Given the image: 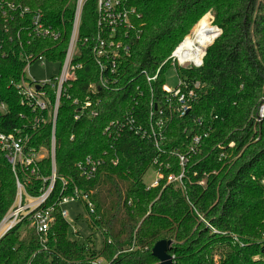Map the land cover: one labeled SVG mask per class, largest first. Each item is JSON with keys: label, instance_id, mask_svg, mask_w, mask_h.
I'll use <instances>...</instances> for the list:
<instances>
[{"label": "trees", "instance_id": "1", "mask_svg": "<svg viewBox=\"0 0 264 264\" xmlns=\"http://www.w3.org/2000/svg\"><path fill=\"white\" fill-rule=\"evenodd\" d=\"M123 1L135 9V28L122 38L129 53L121 58L119 89L89 88L99 83L94 46L100 29L96 0H88L75 58L81 67L61 97L56 121L57 179L49 203L75 189L87 193L94 208L81 203L86 214L77 219L101 234V248L91 236L70 239V222L57 208L44 240L33 227L22 234L27 219L1 237L0 264H89L94 257L156 264L151 251L162 239L173 241L174 264H264V118H258L264 105V0ZM75 7L76 0H0V101L6 104L0 130L19 129L34 148L49 146L50 114L22 104L13 83L21 79L26 56L62 63ZM37 11L60 33L57 40L31 34ZM206 13L214 15L220 34L206 48L202 66L176 67L186 81L200 82L182 115L177 97L162 89L161 73ZM160 67L148 83L143 72L154 75ZM127 115L133 123H113ZM159 119L164 123H154ZM88 156L102 160L91 177L78 168ZM180 156L187 158L184 165ZM152 168L164 178L148 187L144 176ZM50 173L45 156L35 172L19 168L18 177L30 182V195H38ZM181 173L182 184L167 183V176ZM16 192V176L0 152V221Z\"/></svg>", "mask_w": 264, "mask_h": 264}, {"label": "built area", "instance_id": "2", "mask_svg": "<svg viewBox=\"0 0 264 264\" xmlns=\"http://www.w3.org/2000/svg\"><path fill=\"white\" fill-rule=\"evenodd\" d=\"M88 0H76L75 14L72 24V30L66 48L62 63L59 65V71L51 79L45 82H38L35 80H29L26 78V67L32 64L36 60L46 59L44 56H26L25 67L23 68L21 79L18 82L13 83V86L21 95V103L29 106L33 111H45L50 114L52 123L50 143L47 148L39 147L34 148L28 146L27 136L22 137L19 129H13L9 132H3L0 130V152H2L12 170L16 176V197L12 207L3 216L0 221V238L3 237L8 231L13 229L16 225L20 224L25 219L29 220L30 226L33 227L35 232L44 240L47 237L51 224L55 219V211L59 208L61 217L67 219L69 213L65 205L73 201L80 203H87L88 207L93 210L94 204L91 202L87 193H83L78 189H75L73 193L63 195L58 200L49 203L51 194L55 188V182L57 179V164H56V121L58 116V110L60 106L61 97L67 93L68 87H70L75 80L76 72L81 67L78 62L75 61L78 53L77 41L79 35V28L81 24V16L84 6ZM98 22L97 25L100 29L97 35V41L94 46V57L99 68V83L98 85L90 84L89 88L96 89L97 86L107 89L113 88L119 89L122 64V55L128 54L129 45L125 44L122 38L129 35L135 26L132 22V16L135 9L128 7L123 0H96ZM10 7H15L14 4H10ZM29 11L28 8L23 9V12ZM105 31L108 34L102 35ZM34 36L50 37L57 40L60 33L51 27L46 26L42 21V15L39 11L35 12L32 16V33ZM188 36V35H187ZM186 36V37H187ZM184 40L176 47L171 53L169 58L165 61H169V66L176 70L177 66L181 67H200L203 64V57L199 64L192 61H181L179 55L176 54L177 49L185 41ZM206 50V49H205ZM47 60V59H46ZM49 61V60H48ZM177 72V71H176ZM161 73V67L158 68L154 75L148 74L147 71L143 72V76L146 77L148 83L155 81ZM162 74V73H161ZM178 83L175 88L163 84L162 89L167 95L177 97L178 110L183 115L190 106L191 102L196 97L195 89L200 87V82H188L183 79L177 72ZM51 89L54 94V101H51L50 95L47 89ZM74 102H77L76 100ZM90 105V101L86 102V106ZM151 107L154 110L158 109V105L151 102ZM6 109V104L0 101V111ZM96 114V113H94ZM153 113H151L152 117ZM78 117L77 115L75 116ZM258 118H264V105L260 108ZM133 116L127 115L125 122L115 121L119 125V128H123L126 124L133 123ZM154 123H164L161 119ZM109 128V127H108ZM139 129V128H138ZM139 131L137 130L136 133ZM152 135L156 134L152 131ZM144 136V134H143ZM157 143V139H155ZM200 141L199 136L193 138L194 143ZM234 142L230 143L233 146ZM195 150V148H192ZM49 157L51 173L48 177L42 179V185L40 187V193L38 195H30L27 192V185L30 182H24L18 177L19 168H30L31 172H35L38 163L45 157ZM224 156V153L221 154ZM187 158L180 156V163L184 165ZM102 160L94 159L91 156L86 157L82 162L78 163V168L82 173L91 177L95 174L98 167L101 165ZM114 164L116 161L113 162ZM164 178V174L157 170V176L151 186H157ZM183 174L178 176L173 174L167 176V183L180 182L182 184ZM204 184V181L200 182ZM66 182L64 181V188ZM150 187V186H148ZM71 224V223H70ZM70 229V227H69ZM74 229V232L78 231ZM264 236V234H263ZM89 264H109V262L103 257H94L89 259Z\"/></svg>", "mask_w": 264, "mask_h": 264}, {"label": "rangeland", "instance_id": "3", "mask_svg": "<svg viewBox=\"0 0 264 264\" xmlns=\"http://www.w3.org/2000/svg\"><path fill=\"white\" fill-rule=\"evenodd\" d=\"M202 26H206L207 28H210V29H217L218 34L216 33L217 35L215 34L216 35L215 37H217L220 34V29L214 24V15L212 13H206L202 17L201 22L196 29H199ZM194 27L192 28V30L194 29ZM192 30H191V32H192ZM191 37H192V35L190 36V38ZM213 41H214V39H213ZM26 68H27L26 73H25L26 78L29 80L38 81L40 83L48 81L54 75H56L59 71V65L57 63L48 61L46 59L36 60L32 64L28 65ZM162 75H163V78L165 79V83L168 86H170L172 88H175L177 86L178 77H177V72L175 69H173L172 67H170L168 65L163 70ZM156 176H157V171L154 168L150 169L146 173V175L144 176V182L146 183V185L151 186L153 184V182L155 181ZM64 208H66L68 210L69 215H68L67 219L71 223L70 229H69V238L82 241L83 239H85V237L91 236L93 238L94 245L100 249L101 245H102L101 234L98 231H93L89 227H87L84 220H82V219L78 220L77 219L79 215H85L86 214L85 210L83 208V205L80 202L73 201V202L69 203L68 205H65ZM29 228H31V226H29L28 228L24 227L22 229V234H25V232ZM73 228H75L78 231V233H75Z\"/></svg>", "mask_w": 264, "mask_h": 264}, {"label": "bare ground", "instance_id": "4", "mask_svg": "<svg viewBox=\"0 0 264 264\" xmlns=\"http://www.w3.org/2000/svg\"><path fill=\"white\" fill-rule=\"evenodd\" d=\"M216 33L218 34L217 29H210L206 26L196 29L192 37H187L180 45L176 54L179 55L181 61H192L199 64L205 49L211 44Z\"/></svg>", "mask_w": 264, "mask_h": 264}, {"label": "water", "instance_id": "5", "mask_svg": "<svg viewBox=\"0 0 264 264\" xmlns=\"http://www.w3.org/2000/svg\"><path fill=\"white\" fill-rule=\"evenodd\" d=\"M172 244L173 241L168 239H162L155 243L151 252L158 259L156 264H174V257L169 253Z\"/></svg>", "mask_w": 264, "mask_h": 264}]
</instances>
